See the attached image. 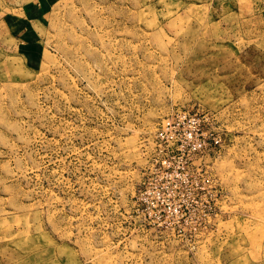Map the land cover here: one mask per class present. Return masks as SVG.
Returning <instances> with one entry per match:
<instances>
[{
	"label": "rangeland",
	"instance_id": "rangeland-1",
	"mask_svg": "<svg viewBox=\"0 0 264 264\" xmlns=\"http://www.w3.org/2000/svg\"><path fill=\"white\" fill-rule=\"evenodd\" d=\"M35 17L0 75V264H264V0Z\"/></svg>",
	"mask_w": 264,
	"mask_h": 264
},
{
	"label": "crops",
	"instance_id": "crops-1",
	"mask_svg": "<svg viewBox=\"0 0 264 264\" xmlns=\"http://www.w3.org/2000/svg\"><path fill=\"white\" fill-rule=\"evenodd\" d=\"M35 12L36 0H0V75L3 74V69L7 68L5 62L11 63L9 68L13 71H16L18 66L14 64L16 62H36L31 53H25V46L34 45L36 41ZM20 15L22 17H19ZM20 21L21 23L17 24ZM24 38L31 39L32 44H25L22 41Z\"/></svg>",
	"mask_w": 264,
	"mask_h": 264
}]
</instances>
